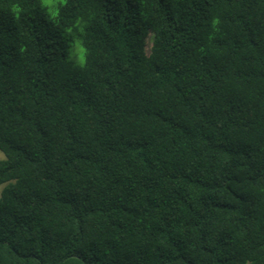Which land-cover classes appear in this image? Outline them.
Segmentation results:
<instances>
[{
	"label": "trees",
	"instance_id": "obj_1",
	"mask_svg": "<svg viewBox=\"0 0 264 264\" xmlns=\"http://www.w3.org/2000/svg\"><path fill=\"white\" fill-rule=\"evenodd\" d=\"M44 1L0 0V264H264V0Z\"/></svg>",
	"mask_w": 264,
	"mask_h": 264
},
{
	"label": "rangeland",
	"instance_id": "obj_2",
	"mask_svg": "<svg viewBox=\"0 0 264 264\" xmlns=\"http://www.w3.org/2000/svg\"><path fill=\"white\" fill-rule=\"evenodd\" d=\"M65 1L66 0H45L44 6L46 7L47 14H49L50 16H55L57 11H58V7L62 4H64ZM76 47L79 48V50H81L80 56H81V59L84 60V49L80 43L70 42V51H69L70 52V58L72 60H75L74 57L76 54L74 52V49ZM1 160H5V155H4V153H2L0 151V161ZM2 190H3V186H0V197L2 194Z\"/></svg>",
	"mask_w": 264,
	"mask_h": 264
}]
</instances>
